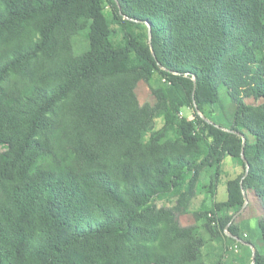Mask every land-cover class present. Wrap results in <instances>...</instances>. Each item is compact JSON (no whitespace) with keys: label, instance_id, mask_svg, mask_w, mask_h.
<instances>
[{"label":"trees","instance_id":"16d2710c","mask_svg":"<svg viewBox=\"0 0 264 264\" xmlns=\"http://www.w3.org/2000/svg\"><path fill=\"white\" fill-rule=\"evenodd\" d=\"M75 35L89 42L79 55L71 51ZM68 52L57 70L32 68L37 57L63 60ZM153 73L169 84L158 92L164 127L156 133L152 107L135 94ZM219 88L236 103L231 132L179 116L198 90L214 96ZM66 100L69 132L56 113ZM261 100L264 0H0V264H199L196 232H168L177 253L145 242L155 232L137 225L141 198L149 190L180 195L200 165L223 155L244 166L241 134L249 165L242 189L264 206ZM167 133L194 153L157 181L164 159L154 141ZM222 133L214 148L209 136ZM240 180L229 185L223 210L242 206ZM218 221L226 228L230 218ZM137 236L145 243L129 246ZM254 264L264 256L256 252Z\"/></svg>","mask_w":264,"mask_h":264},{"label":"rangeland","instance_id":"374dc122","mask_svg":"<svg viewBox=\"0 0 264 264\" xmlns=\"http://www.w3.org/2000/svg\"><path fill=\"white\" fill-rule=\"evenodd\" d=\"M97 11L96 3L89 4L86 16L91 17ZM111 9H105L106 16L111 19ZM118 28V27H115ZM123 39L121 33H117L115 41ZM71 51L74 55L85 52L89 47L88 39L83 35H75L71 39ZM69 50V49H68ZM69 60V52L63 60L54 55L48 61L42 56L34 61L32 68L38 69L40 73L51 69L57 70L61 61ZM62 64V63H61ZM49 69V70H51ZM194 81V80H191ZM168 83L158 74L153 73L148 83L139 82L135 88V94L140 105L148 104L153 109L152 131L159 132L164 127L163 108L161 106L158 92ZM203 89L193 97L191 106H181L179 116L198 122L200 119L214 124L216 127L231 130L236 109V103L232 96L224 89L215 90L214 96ZM192 98V97H191ZM252 102V101H249ZM264 104V100L260 101ZM58 118H63L62 129L69 132V100L60 103L56 108ZM200 124V123H199ZM63 136L67 134L62 133ZM147 136L145 143H149ZM251 139V137H249ZM224 134L218 137L209 136V142L214 148H220L224 142ZM65 144L68 139H63ZM154 144L163 147L161 163L158 171L153 172L157 181L166 180L173 175L179 159L191 158L194 153L192 145H184L174 140L172 133L160 137ZM213 162L215 159H212ZM211 160V161H212ZM245 173V165L242 166L230 155H223L219 163L210 165L206 163L191 174L188 185L180 195L154 196V191H148L141 203L144 205V218L138 222L141 230L155 232L152 239L145 242L162 245L167 251L177 253L178 246L168 245L170 238L169 231L172 228L182 229L185 232H196L202 240V248L199 254V264H251V249L225 233V227H220L219 219L224 221L230 218L229 226H233L243 242L253 246L255 252L264 256V206L253 195L248 198L244 209L242 206H234L229 210H223L221 205L227 203L228 187L234 181H239ZM157 192L162 189L157 186ZM222 212H213L215 208ZM239 212V213H238ZM238 213V214H237ZM233 217V219H232ZM64 231V229H63ZM168 233V234H167ZM142 234V233H141ZM129 246L144 244L142 237L128 240ZM169 246V247H168Z\"/></svg>","mask_w":264,"mask_h":264},{"label":"water","instance_id":"95a60500","mask_svg":"<svg viewBox=\"0 0 264 264\" xmlns=\"http://www.w3.org/2000/svg\"><path fill=\"white\" fill-rule=\"evenodd\" d=\"M125 19H128L127 17H125ZM145 24L147 25V34H148V42L150 43L151 42V28H150V25L148 24V22H145ZM195 89V81H194V84H193V91ZM193 104H194V107H195V103L193 101ZM207 123H209L207 120H205ZM221 130L225 131V132H231L230 130H227V129H224V128H220ZM241 140H242V144H241V151H240V156L245 164V173L243 175V177L241 178L240 180V186H241V190H242V196H243V206H242V209H244V207L246 206L247 202H248V199H247V196H246V193L245 191L242 189V181L243 179L247 176V173H248V169H249V165L244 157V146H245V138L243 135L241 134H237ZM239 213V212H238ZM237 213V214H238ZM233 219V217H232ZM229 225V224H228ZM228 225L226 226L225 228V233L227 234V236H229L230 238H233L234 240H236L237 242H240L242 244H245L247 245L250 249H251V264H254L255 263V257H256V252L255 250L253 249V246L251 244H248V243H245L235 237H233L231 234L228 233Z\"/></svg>","mask_w":264,"mask_h":264}]
</instances>
